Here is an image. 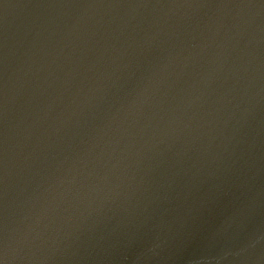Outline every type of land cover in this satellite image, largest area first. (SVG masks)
I'll use <instances>...</instances> for the list:
<instances>
[{"label":"water","instance_id":"obj_1","mask_svg":"<svg viewBox=\"0 0 264 264\" xmlns=\"http://www.w3.org/2000/svg\"><path fill=\"white\" fill-rule=\"evenodd\" d=\"M0 264H264V0H0Z\"/></svg>","mask_w":264,"mask_h":264}]
</instances>
